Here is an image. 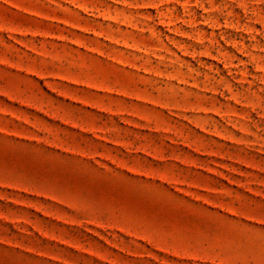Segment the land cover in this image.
Masks as SVG:
<instances>
[{
    "label": "rangeland",
    "instance_id": "obj_1",
    "mask_svg": "<svg viewBox=\"0 0 264 264\" xmlns=\"http://www.w3.org/2000/svg\"><path fill=\"white\" fill-rule=\"evenodd\" d=\"M0 264H264V0H0Z\"/></svg>",
    "mask_w": 264,
    "mask_h": 264
}]
</instances>
